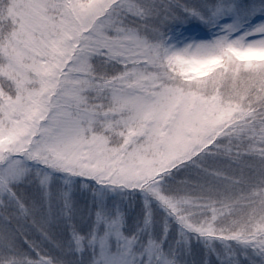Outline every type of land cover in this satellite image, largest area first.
<instances>
[{
	"label": "snow or ice",
	"instance_id": "6c2138e0",
	"mask_svg": "<svg viewBox=\"0 0 264 264\" xmlns=\"http://www.w3.org/2000/svg\"><path fill=\"white\" fill-rule=\"evenodd\" d=\"M0 264H264V0H0Z\"/></svg>",
	"mask_w": 264,
	"mask_h": 264
}]
</instances>
